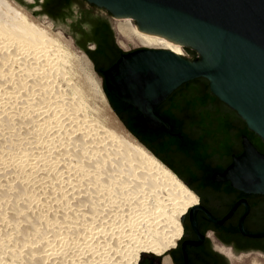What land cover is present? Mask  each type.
<instances>
[{
    "label": "bare ground",
    "instance_id": "6f19581e",
    "mask_svg": "<svg viewBox=\"0 0 264 264\" xmlns=\"http://www.w3.org/2000/svg\"><path fill=\"white\" fill-rule=\"evenodd\" d=\"M35 18L0 0V264H138L142 253L162 255L181 236L174 213L186 214L197 196L128 129L93 121L79 89H62L69 46ZM115 29L123 47L183 56L180 44L130 18ZM96 91L105 103L98 82ZM164 189L172 213L147 233L145 197ZM235 262L264 264V256Z\"/></svg>",
    "mask_w": 264,
    "mask_h": 264
},
{
    "label": "water",
    "instance_id": "95a60500",
    "mask_svg": "<svg viewBox=\"0 0 264 264\" xmlns=\"http://www.w3.org/2000/svg\"><path fill=\"white\" fill-rule=\"evenodd\" d=\"M85 1L198 54L190 59L169 49L142 47L107 71L109 90L143 112L140 121L146 128L171 130L154 109L183 84L205 78L213 95L264 142V0ZM243 137V153L233 155L232 164L213 179L264 195V153ZM247 235L264 238V231Z\"/></svg>",
    "mask_w": 264,
    "mask_h": 264
},
{
    "label": "flooded vegetation",
    "instance_id": "af4514ba",
    "mask_svg": "<svg viewBox=\"0 0 264 264\" xmlns=\"http://www.w3.org/2000/svg\"><path fill=\"white\" fill-rule=\"evenodd\" d=\"M50 1L38 0V7L56 22L55 12L71 9L75 0H68L67 5L60 4L63 0ZM76 1L78 18L87 13L93 22L86 24L88 29L72 30L71 36L92 62L116 116L124 121L141 120L143 112L139 108L122 101L109 90L106 73L123 55L143 50L142 47H123L110 21L113 18L110 13L106 17L96 16L92 10L86 12L81 9L87 3L85 0ZM69 18L74 22V15H69ZM88 31L94 36L88 37ZM185 100L173 93L157 105L154 113L165 120H187L191 113L185 110ZM222 109L224 112L220 114L195 113V117L200 116L202 121H194L183 130L193 141L200 142L195 149L178 153L175 146L168 150L160 147L164 161L183 178L186 185L188 183L198 203L186 213L178 241L162 255L145 252L138 264H237V259L264 254V238L247 235L264 231V195L246 193L234 187L229 180L213 179L215 173L222 174L232 164L233 155L240 156L244 151V134L239 126L229 129L218 126V119L230 115L224 107ZM171 133L177 135L176 132ZM190 150L192 153H189Z\"/></svg>",
    "mask_w": 264,
    "mask_h": 264
},
{
    "label": "rangeland",
    "instance_id": "374dc122",
    "mask_svg": "<svg viewBox=\"0 0 264 264\" xmlns=\"http://www.w3.org/2000/svg\"><path fill=\"white\" fill-rule=\"evenodd\" d=\"M13 1L19 4L20 6H22L33 18L36 17L35 19L43 23L44 26L51 25L53 32L60 31L65 36L63 38V41L67 46H69L68 51L70 52V55L68 57L66 56L63 57L62 67L64 72L62 77L64 82L62 84V89L66 93L69 91L68 94H72L76 89L77 90L79 89L78 91L81 92L82 96L86 99L88 104L91 105L90 106L91 108L89 110V116L92 118L93 121L103 124L108 129L120 130L121 128H123L124 130L128 131L124 123L112 111L107 101V98L104 103L98 96L96 91V82L99 83L101 89L104 91L102 80L96 74L92 62L88 58L85 51H83L77 46L76 41L71 36L72 30H76L81 27H85L86 29H88L86 24L93 22V20L87 13L84 16H82L83 19L81 18V16L78 18L79 10H78L77 1L75 0L72 2L73 6L71 9L67 8L59 12L58 11L55 12L54 18L56 19V22L53 21V19L47 17L44 14V12H41L40 10L41 8L38 7L40 4L38 0H26V1L13 0ZM34 1L36 2L35 4H30V2L32 3ZM39 1H44V0H39ZM50 2L52 3L54 2V0H51ZM81 9L86 12L92 10L94 11L96 16H103V17L109 16V13H107L105 10L100 9L96 6L93 7L88 3H85L83 7L81 6ZM69 15L75 16L74 22H71ZM110 21L112 25L115 26L117 19L110 18ZM93 36L94 33L88 31V37H93ZM183 56L192 59L184 48H183ZM65 79L66 80L70 79V80L66 81ZM146 185L148 186V184ZM169 192L170 191H168V189L159 190V192L157 191V193L149 194L147 195L148 197L147 196L145 197V232L150 233L151 231L153 232L155 229L160 228V226L164 224L163 221H166V219L169 218V217L166 218V216L171 215L172 213L171 203H173L174 197L173 194ZM174 215L175 217L177 216L176 218H178L179 221L182 223L183 222L182 220L184 219L186 214L185 213L181 214L180 211L177 210L174 213ZM141 256H145V254L142 253ZM245 264H250V263L245 262Z\"/></svg>",
    "mask_w": 264,
    "mask_h": 264
},
{
    "label": "trees",
    "instance_id": "16d2710c",
    "mask_svg": "<svg viewBox=\"0 0 264 264\" xmlns=\"http://www.w3.org/2000/svg\"><path fill=\"white\" fill-rule=\"evenodd\" d=\"M62 2L60 3L61 5H67L68 0H63ZM184 49L192 59H196L198 57L197 52L192 50L191 48ZM174 95L186 99L185 110L191 113V116L187 120H167L172 126L171 130H152L146 128L140 120H121L127 127V129L167 166L169 165L162 158L160 147H165L168 150L175 146L179 151H177L178 153H183V150L195 149L197 145L200 144V142L193 141L190 135L183 133V130L187 126H190V124L194 121H202L200 116L195 117V113L203 112L220 114L224 112L222 107H224L225 111L229 112L230 115L228 116V118L218 119V126L224 129L239 126L242 129V133L255 144V146L261 153H264L263 140L248 128L246 122L237 114L236 111L229 108L225 103L221 102L215 95H213L210 90L209 81L207 79L198 78L185 83L174 92ZM185 122H188L189 124H186ZM171 132H176L177 135H172ZM164 138H166L165 141H163ZM189 153H192V150H190ZM196 157L197 156H195V158ZM198 159L199 157H197V160ZM170 168L176 173L177 176L183 179L174 169H172V167Z\"/></svg>",
    "mask_w": 264,
    "mask_h": 264
}]
</instances>
